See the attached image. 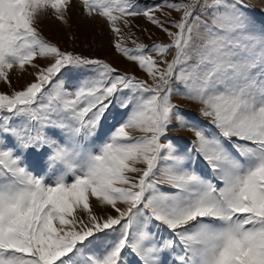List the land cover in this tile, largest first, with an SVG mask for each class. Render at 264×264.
Masks as SVG:
<instances>
[{
    "label": "snow or ice",
    "instance_id": "1",
    "mask_svg": "<svg viewBox=\"0 0 264 264\" xmlns=\"http://www.w3.org/2000/svg\"><path fill=\"white\" fill-rule=\"evenodd\" d=\"M82 2L148 79L42 35L73 0H0V81L34 75L0 92V264H264V24L252 6ZM137 16L170 43L123 47L118 22ZM179 130L194 139L169 135ZM43 147L50 174L23 166Z\"/></svg>",
    "mask_w": 264,
    "mask_h": 264
},
{
    "label": "rangeland",
    "instance_id": "2",
    "mask_svg": "<svg viewBox=\"0 0 264 264\" xmlns=\"http://www.w3.org/2000/svg\"><path fill=\"white\" fill-rule=\"evenodd\" d=\"M176 2H179V0H176ZM246 2L252 6L250 15L255 18L257 27L260 24H264V0H246ZM159 3H161V0H139L141 7ZM165 11L171 12L172 17L179 18V13L171 11L170 9H165ZM156 15L164 19L159 12ZM129 19L131 20L130 28H126L122 23L118 22V26L121 28L120 42L123 47L135 49L138 44L151 46L153 42L170 43L169 37L155 25H152L145 17L137 16ZM38 27L42 35L60 47L61 50L83 53L90 57L100 58L111 63L121 71L135 74L141 79H148L147 74L140 71L137 65L127 60L121 53L115 50L113 45L118 38L111 31L106 18L100 17L95 13L92 17L84 14L82 0H73V7L69 13L67 23L58 21L52 17L42 19ZM171 30L176 31V29ZM151 55L154 58L156 57V53L154 52ZM168 59L171 60L172 56L169 55ZM34 62L44 65L46 64V59L37 57ZM32 72L33 70L31 68H29L28 74H21L16 70L10 72L11 88L3 81H0V92L11 94L12 89L21 90L27 83L33 81L34 75L31 74ZM149 82L151 81L149 80ZM181 107L186 112L193 114L196 119L204 121V118L198 112L199 105L181 101ZM133 134L138 135L139 133ZM169 135L181 137L184 141L194 139L191 130L170 131ZM31 151L33 155L25 159L23 166L32 170L31 165L33 163L37 164L40 168H45L47 165L46 172L50 174L52 168L55 167V162H50L51 150L48 147H43ZM33 174H36V172ZM89 202L93 204L95 202L94 198L90 197Z\"/></svg>",
    "mask_w": 264,
    "mask_h": 264
}]
</instances>
